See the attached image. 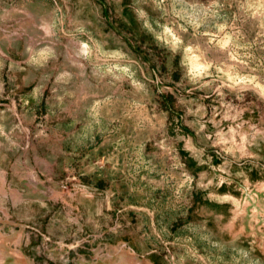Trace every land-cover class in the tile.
I'll use <instances>...</instances> for the list:
<instances>
[{
	"label": "rangeland",
	"instance_id": "374dc122",
	"mask_svg": "<svg viewBox=\"0 0 264 264\" xmlns=\"http://www.w3.org/2000/svg\"><path fill=\"white\" fill-rule=\"evenodd\" d=\"M0 264H264V0H0Z\"/></svg>",
	"mask_w": 264,
	"mask_h": 264
}]
</instances>
